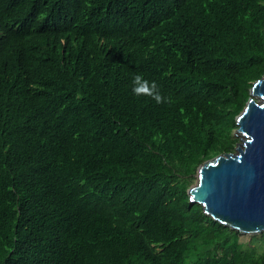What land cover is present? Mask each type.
I'll list each match as a JSON object with an SVG mask.
<instances>
[{"label": "trees", "instance_id": "1", "mask_svg": "<svg viewBox=\"0 0 264 264\" xmlns=\"http://www.w3.org/2000/svg\"><path fill=\"white\" fill-rule=\"evenodd\" d=\"M263 75L264 0H0V264H264L187 194Z\"/></svg>", "mask_w": 264, "mask_h": 264}, {"label": "water", "instance_id": "2", "mask_svg": "<svg viewBox=\"0 0 264 264\" xmlns=\"http://www.w3.org/2000/svg\"><path fill=\"white\" fill-rule=\"evenodd\" d=\"M235 125L234 151L201 164L187 194L217 223L258 235L264 233V75L252 84Z\"/></svg>", "mask_w": 264, "mask_h": 264}, {"label": "clouds", "instance_id": "3", "mask_svg": "<svg viewBox=\"0 0 264 264\" xmlns=\"http://www.w3.org/2000/svg\"><path fill=\"white\" fill-rule=\"evenodd\" d=\"M133 93L137 96L146 95L152 97L156 103H162L164 97L161 96L155 81L149 82L144 79L142 74H137L133 79Z\"/></svg>", "mask_w": 264, "mask_h": 264}, {"label": "rangeland", "instance_id": "4", "mask_svg": "<svg viewBox=\"0 0 264 264\" xmlns=\"http://www.w3.org/2000/svg\"><path fill=\"white\" fill-rule=\"evenodd\" d=\"M238 143H239V141H238ZM194 183H195V180L192 182V184L190 185V187H192L194 185ZM248 239H249V235H242L241 236V240L242 241H247Z\"/></svg>", "mask_w": 264, "mask_h": 264}]
</instances>
